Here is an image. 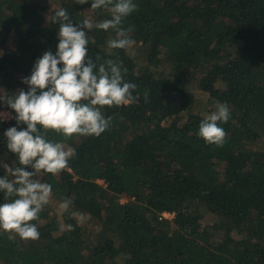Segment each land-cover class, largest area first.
I'll return each instance as SVG.
<instances>
[{
	"label": "trees",
	"instance_id": "obj_1",
	"mask_svg": "<svg viewBox=\"0 0 264 264\" xmlns=\"http://www.w3.org/2000/svg\"><path fill=\"white\" fill-rule=\"evenodd\" d=\"M133 2L125 50L108 47L114 30L95 27L112 18L110 6L0 0V94L27 91L22 78L45 51L55 54L51 17L61 7L74 23L93 22L87 56L119 62L137 85L134 103L101 108L112 121L98 137L41 128L76 155L58 174H37L52 186L31 221L40 237L0 228V264H264V0ZM217 103L230 109L223 146L198 135ZM2 108L12 117L0 119V177L2 164L21 166L4 136L16 113Z\"/></svg>",
	"mask_w": 264,
	"mask_h": 264
},
{
	"label": "clouds",
	"instance_id": "obj_2",
	"mask_svg": "<svg viewBox=\"0 0 264 264\" xmlns=\"http://www.w3.org/2000/svg\"><path fill=\"white\" fill-rule=\"evenodd\" d=\"M76 3L83 5L88 0H76ZM109 6L112 18L96 23L95 27L114 30L115 38L107 42L109 48L127 50L134 44L129 35L134 26L125 28L123 21L138 5L133 0H92L91 3L92 10ZM51 22L59 25L55 54L45 51L35 61L31 75L22 78L28 85L27 91L20 89L13 95L0 94V102L15 111L17 126L27 125L19 130L17 126L9 127L4 132L7 148L17 155L21 166L13 168L2 164L7 175L0 177V192L6 200L0 203V228L18 234L23 240L39 239L38 228L31 221L39 219V213L52 195L51 184L36 178L37 174L41 170L58 174L76 155L74 148L49 140L41 128L65 137L73 134L98 137L112 121L111 116L105 118L101 111L103 106L129 105L136 100L132 91L137 85L124 80L127 69H122V65L112 59L97 65L87 56L86 45L91 43L88 32L94 27L90 19L74 23L67 10L61 7L52 15ZM61 64L62 67L58 66ZM7 115L0 112V119ZM229 118L228 105L217 103L216 110L200 122L198 135L207 143L223 146L226 132L220 124ZM24 166H31L33 171ZM72 203L65 197L60 208L67 211ZM71 215H79L81 221L85 219L82 214Z\"/></svg>",
	"mask_w": 264,
	"mask_h": 264
},
{
	"label": "rangeland",
	"instance_id": "obj_3",
	"mask_svg": "<svg viewBox=\"0 0 264 264\" xmlns=\"http://www.w3.org/2000/svg\"><path fill=\"white\" fill-rule=\"evenodd\" d=\"M42 1L46 2L48 5H51L52 7H55L57 5V0H42ZM0 112L7 114V109L6 108L0 109Z\"/></svg>",
	"mask_w": 264,
	"mask_h": 264
},
{
	"label": "built area",
	"instance_id": "obj_4",
	"mask_svg": "<svg viewBox=\"0 0 264 264\" xmlns=\"http://www.w3.org/2000/svg\"><path fill=\"white\" fill-rule=\"evenodd\" d=\"M3 109V108H2ZM7 118L6 119H10L12 117V113L10 112V110L7 109ZM5 119V118H3ZM164 216H171V214L169 212H164L163 213Z\"/></svg>",
	"mask_w": 264,
	"mask_h": 264
}]
</instances>
